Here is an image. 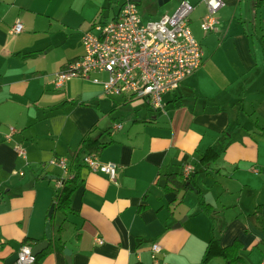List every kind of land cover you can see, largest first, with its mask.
Wrapping results in <instances>:
<instances>
[{
  "label": "crops",
  "instance_id": "0c3cea01",
  "mask_svg": "<svg viewBox=\"0 0 264 264\" xmlns=\"http://www.w3.org/2000/svg\"><path fill=\"white\" fill-rule=\"evenodd\" d=\"M181 1L136 0L151 11L148 21L162 9L171 15ZM188 1L203 62L165 96L162 112L108 97L92 81L54 86L55 74L84 55L83 33L116 19L120 0H0V264H15L22 245L46 240L63 175L49 162L71 157L90 132L104 144L100 161L117 164L116 180L80 168L73 212L56 211L52 247L38 264H69L65 249L70 264H152L156 243L167 264H202L212 236L224 248L239 241L246 264H262L264 0H222L217 29L207 34L200 26L205 4ZM17 20L23 31L10 35ZM210 148L218 158L203 165ZM188 165L201 196L192 186L178 192L168 180H184ZM200 199L211 214L199 210ZM257 211L262 229L250 217ZM208 264L230 263L217 257Z\"/></svg>",
  "mask_w": 264,
  "mask_h": 264
},
{
  "label": "built area",
  "instance_id": "2783aa9c",
  "mask_svg": "<svg viewBox=\"0 0 264 264\" xmlns=\"http://www.w3.org/2000/svg\"><path fill=\"white\" fill-rule=\"evenodd\" d=\"M202 2L207 13L200 26L207 34L216 31L217 12L222 8L223 2ZM120 4L116 19L107 23H95L91 30L83 33L84 55L55 74L54 86L60 89L75 79L92 81L102 84L108 97L123 96L131 101H144L153 110L165 112V96L175 93L183 81L202 66L203 49L190 30L189 18L193 6L188 0H182L171 15L144 22L136 0H120ZM22 31L23 24L17 20L9 33L15 36ZM96 75H106L107 78L102 80ZM115 128L119 130L122 125ZM14 133L15 129L11 128L7 139ZM15 152L18 157L27 160V152L22 146L17 145ZM72 161V157H59L49 162L50 167L63 173L55 182L57 193L63 188L64 180L72 177ZM81 162L90 171L104 174L115 182L117 164L102 163L94 153L83 154ZM193 172V166H186L184 177ZM99 243L102 241L99 240ZM161 253L162 247L157 243L153 244L152 264H167L160 259ZM36 261L32 246L22 245L15 264H35Z\"/></svg>",
  "mask_w": 264,
  "mask_h": 264
},
{
  "label": "trees",
  "instance_id": "16d2710c",
  "mask_svg": "<svg viewBox=\"0 0 264 264\" xmlns=\"http://www.w3.org/2000/svg\"><path fill=\"white\" fill-rule=\"evenodd\" d=\"M92 133L93 132H90L88 135H86L82 139L79 150L75 151L71 156L73 158L72 167H71L72 177L64 180L63 188L59 191V193H57L55 197L54 211L52 213V216L50 217L51 224L54 223L56 211H60L64 214L73 212L72 196L78 188V185L80 182V168L83 167V164L81 162V156L85 152L94 153L98 155L105 148L103 146L104 144L100 143V140L98 138H94L92 136ZM217 158H218V154L213 149L210 148L205 152V154L201 158L200 163L203 165H208L212 163L213 161H216ZM195 174L192 173L188 177L183 176L184 180H182L181 177L178 178L177 175L176 176L170 175L168 180L170 182H173V184L175 185V189L178 192L181 189H184V190L191 189V186H192L195 190L198 191L200 195L201 192L196 188L193 182V176ZM165 190L170 191L172 189L169 187H166ZM198 206L201 212L206 213V214L212 213V207L208 203H206L203 199H200ZM259 213L260 212L257 211L254 215L250 217L255 220L258 219L260 222V229H262V225H261L262 220L259 216ZM58 243H59V240H58ZM30 245L34 246L36 245V243L33 242ZM51 247L52 246L50 245L49 248H47L42 254L36 257L37 261L35 264H38V262L50 252ZM60 249L63 250L64 247H60ZM241 249H242V244L239 241H235L232 245L224 248L220 245V240L217 237L212 236L207 244V247H206L203 259H202V264H208L212 259L217 258V257L223 258L226 261V263H230V264H246L245 260L240 254Z\"/></svg>",
  "mask_w": 264,
  "mask_h": 264
},
{
  "label": "water",
  "instance_id": "95a60500",
  "mask_svg": "<svg viewBox=\"0 0 264 264\" xmlns=\"http://www.w3.org/2000/svg\"><path fill=\"white\" fill-rule=\"evenodd\" d=\"M53 211H54V206H52L50 209L49 217L52 216ZM178 226H180V223L177 224V227ZM52 240H53L52 226H51V223H48L46 225V240L33 246L32 248L33 255L37 257L38 255L42 254L49 247L50 242ZM64 254L66 255V259L68 263L70 264L72 252L68 249H65Z\"/></svg>",
  "mask_w": 264,
  "mask_h": 264
},
{
  "label": "rangeland",
  "instance_id": "374dc122",
  "mask_svg": "<svg viewBox=\"0 0 264 264\" xmlns=\"http://www.w3.org/2000/svg\"><path fill=\"white\" fill-rule=\"evenodd\" d=\"M140 11H141V15L143 16L144 15V20L145 21H148L149 19H152L151 17H149L150 15H151V11H146L145 10V7L143 6V8H141L140 7ZM166 13H170L168 10H166V9H162V10H160L159 12H155L153 15H156V16H154V18H158V17H160V16H162V15H164V14H166ZM103 79H106L107 77H106V75H103V77H102ZM64 214V213H63ZM66 215V214H65Z\"/></svg>",
  "mask_w": 264,
  "mask_h": 264
},
{
  "label": "flooded vegetation",
  "instance_id": "af4514ba",
  "mask_svg": "<svg viewBox=\"0 0 264 264\" xmlns=\"http://www.w3.org/2000/svg\"><path fill=\"white\" fill-rule=\"evenodd\" d=\"M33 248V247H32Z\"/></svg>",
  "mask_w": 264,
  "mask_h": 264
}]
</instances>
